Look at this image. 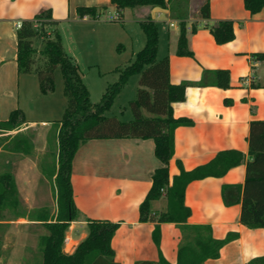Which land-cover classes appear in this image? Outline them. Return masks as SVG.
<instances>
[{"label": "crops", "instance_id": "1", "mask_svg": "<svg viewBox=\"0 0 264 264\" xmlns=\"http://www.w3.org/2000/svg\"><path fill=\"white\" fill-rule=\"evenodd\" d=\"M209 3V19L195 18L197 7L186 23L188 49L193 57L176 55L179 21L171 16L169 9H126L120 14L121 22L125 12L134 10L138 22L151 17L162 26L158 55L163 42L168 54L161 59L169 58L171 84L188 85L185 100L172 105L174 117L190 124L179 126L174 132L175 153L169 164L170 178L180 173V164L186 171H192L209 164L219 153L243 154L244 162L222 177L210 176L190 182L185 191V205L191 209L190 225L210 226L217 240L236 235L222 247L217 259H209L205 264H248L264 257V228L249 229L240 223L241 203L226 206L223 186L244 184L250 122L264 120V60L254 57L264 53V8L252 15L246 10L244 0H209ZM80 7L96 8L98 18L106 9L117 12L111 0H0V121H6L11 112L20 109L26 120L22 130L36 128L41 123V132L46 134L52 126L45 120L39 122L26 116L23 100L28 95L38 96L39 90L33 74L22 75L18 71L17 29L22 21L32 20L47 9L51 10L58 26L77 20L95 25L97 17H79ZM222 20L233 21L235 38L218 45L208 26ZM194 23L196 32L192 31ZM217 70L229 72V88L214 85ZM29 103L35 106L34 102ZM22 155L23 158L13 162L11 175L23 202L30 210L53 204L50 182L42 166L32 155ZM160 166L153 139H92L82 144L75 154L71 176L79 219L73 221L65 233L64 252L73 254L87 238V219L107 220L119 223L111 241L117 264L158 262L160 252L166 262L176 264L182 240L179 227L174 223L161 224L159 249L153 240L155 223L139 220L140 204ZM226 193L227 198L237 200L242 189H230ZM165 205L162 199L153 208L163 210ZM35 219L19 216L6 222L8 244L6 249H1L0 264H43L39 240L49 232Z\"/></svg>", "mask_w": 264, "mask_h": 264}, {"label": "trees", "instance_id": "2", "mask_svg": "<svg viewBox=\"0 0 264 264\" xmlns=\"http://www.w3.org/2000/svg\"><path fill=\"white\" fill-rule=\"evenodd\" d=\"M184 1L111 0V3L120 14L126 9L141 7L169 9L171 16L179 21L180 35L176 55L193 57V53L188 49L186 26L191 13L183 9ZM244 4L252 15L264 8V0H244ZM198 7L195 18L198 16L203 20L209 19V0H204ZM78 15L81 18L98 16L94 7H80ZM58 24L53 20L51 10L47 9L32 20L22 21L17 29L19 73H35L41 92L46 94L55 89L54 71L59 66L68 102L63 118L54 124L57 127L53 136L57 144L54 164L50 169L42 166L44 176L52 183L57 212L51 215L47 208H41L35 211L34 217L35 220L41 221L49 232L39 240L43 264H117L111 241L119 228V223L87 219L89 234L77 246L75 252L65 253L63 245L70 224L79 219L71 183L72 164L76 152L88 140L123 138L153 139L155 142V155L161 166L155 170L152 186L140 204L139 220L155 223L153 240L156 246L160 249L161 224L174 223L182 232L176 264H205L209 259H217L222 247L236 235L230 234L223 240H217L213 237L210 226L190 225L188 219L191 216V209L185 205V191L194 180L210 176L222 177L228 170L243 163L244 156L234 151L222 152L209 164L192 171H186L180 164V173L170 178L169 164L175 153L174 132L179 126L190 124L187 120L174 117L172 105L185 100L188 85L171 84L169 58L161 60L157 58L159 29L156 22L151 17L139 22L146 37L145 45L136 54L133 63L122 72L120 80L109 87L98 104L91 102L79 67L66 54ZM208 28L218 45L229 43L235 38L233 21L222 20ZM192 31H197L196 23L193 24ZM40 36L44 41L42 49L38 50L34 43ZM254 57L263 61L264 53H257ZM133 74H140V87L136 99L130 103L133 120L122 122L115 117H106L104 113L111 108L113 100ZM215 77V86L229 88L230 78L227 70L215 71ZM25 122L24 113L20 109L14 110L6 121H0V137L21 129ZM13 142V151L30 154L25 139L17 137ZM248 143L249 160L245 163L244 184L224 185L223 196L226 206L235 202L241 203L240 223L249 229H258L264 228V120L250 122ZM230 189H242L241 197H237V200L227 198L226 192ZM162 199L165 200V208L154 210V204ZM7 202H11L14 208L19 205L18 191L10 173L0 176V227L4 224L2 212ZM136 264L169 263L160 252L158 262L140 261ZM248 264H264V257L256 258Z\"/></svg>", "mask_w": 264, "mask_h": 264}, {"label": "rangeland", "instance_id": "3", "mask_svg": "<svg viewBox=\"0 0 264 264\" xmlns=\"http://www.w3.org/2000/svg\"><path fill=\"white\" fill-rule=\"evenodd\" d=\"M203 2L204 0H185L183 9L189 11L190 14ZM133 12L134 10L125 12L122 22L110 21L108 18L116 12L115 10L106 9L102 11L99 18L97 17L95 25H92L91 22L86 24L77 20L76 22L62 23L58 26L64 50L72 61L78 65L93 104L100 103L109 87L120 80L122 72L133 63L137 52L142 50L145 45V34ZM157 26L161 30L162 26L159 24ZM43 41L42 36L35 39L34 45L38 50L42 49ZM159 50V59L168 54L167 47L163 42ZM40 59L38 58V60ZM29 74H33L39 93L38 96H25L23 106L27 109L26 116L39 122L45 120L52 126L48 128L46 134L41 132V123H38L40 126L36 128L22 130L23 126L17 131L3 134L0 137V176L5 173L11 174L13 162L24 156L22 155L24 153H12L16 152L13 151V141L17 137L27 141L29 155L37 159L36 161L40 167L48 165L46 167L50 169L55 161L57 153V144L53 138L57 131L55 125L63 118L68 104L64 94L63 75L60 67H56L54 71L55 89L44 94L40 90L37 75L35 73ZM139 80L140 74H133L127 79L125 85L113 100L111 108L104 113L106 117H115L122 122L133 120L134 115L130 103L136 99L137 90L140 87ZM30 101L34 102L35 106L30 104ZM50 187L54 201L53 204L50 203L49 206L43 208H47L51 215H55L57 205L51 182ZM18 202L17 208L11 206V202H7L2 212L4 224L0 227V255L1 249H6L8 244V224L6 222L12 221L21 215L32 218L36 215V210H30L23 202L21 194H18Z\"/></svg>", "mask_w": 264, "mask_h": 264}, {"label": "built area", "instance_id": "4", "mask_svg": "<svg viewBox=\"0 0 264 264\" xmlns=\"http://www.w3.org/2000/svg\"><path fill=\"white\" fill-rule=\"evenodd\" d=\"M110 21H121L120 13L116 12L114 15L108 18ZM171 26H174V23H171Z\"/></svg>", "mask_w": 264, "mask_h": 264}]
</instances>
